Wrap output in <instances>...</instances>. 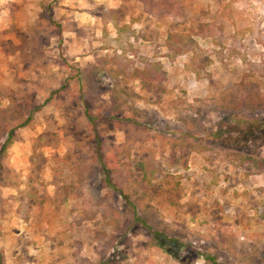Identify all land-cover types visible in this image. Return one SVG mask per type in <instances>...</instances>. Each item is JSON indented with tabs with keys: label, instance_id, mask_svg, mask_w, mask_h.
<instances>
[{
	"label": "rangeland",
	"instance_id": "1",
	"mask_svg": "<svg viewBox=\"0 0 264 264\" xmlns=\"http://www.w3.org/2000/svg\"><path fill=\"white\" fill-rule=\"evenodd\" d=\"M0 264H264V0H0Z\"/></svg>",
	"mask_w": 264,
	"mask_h": 264
},
{
	"label": "trees",
	"instance_id": "2",
	"mask_svg": "<svg viewBox=\"0 0 264 264\" xmlns=\"http://www.w3.org/2000/svg\"><path fill=\"white\" fill-rule=\"evenodd\" d=\"M182 48L183 47L180 46L176 48V51L180 52L182 51ZM133 74L141 80L142 86L147 90H151L155 83L166 79V73L162 70V66L159 61L148 62L144 68L135 67L133 69ZM145 173L146 175L152 174L147 171L146 168Z\"/></svg>",
	"mask_w": 264,
	"mask_h": 264
},
{
	"label": "crops",
	"instance_id": "3",
	"mask_svg": "<svg viewBox=\"0 0 264 264\" xmlns=\"http://www.w3.org/2000/svg\"><path fill=\"white\" fill-rule=\"evenodd\" d=\"M4 1H5V2H8L9 0H4ZM9 8H10V7H9ZM8 10H10V9H7V11H8ZM4 11H6V10H4ZM10 11H12V9H11Z\"/></svg>",
	"mask_w": 264,
	"mask_h": 264
}]
</instances>
